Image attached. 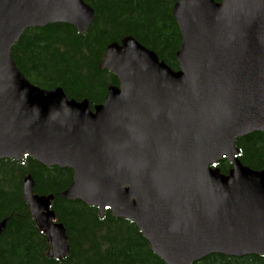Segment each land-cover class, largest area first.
I'll list each match as a JSON object with an SVG mask.
<instances>
[{"label":"water","instance_id":"obj_1","mask_svg":"<svg viewBox=\"0 0 264 264\" xmlns=\"http://www.w3.org/2000/svg\"><path fill=\"white\" fill-rule=\"evenodd\" d=\"M182 43L175 71L132 36L110 44L114 73L103 104L34 85L12 51L28 29L64 24L86 34L84 0H0V161L27 155L71 169L61 194L136 224L166 264L211 255L264 257V170L244 166L236 141L264 133V0H177ZM227 158L225 175L215 164ZM23 196L48 238V256L70 254L55 196ZM7 221L0 222V235Z\"/></svg>","mask_w":264,"mask_h":264},{"label":"trees","instance_id":"obj_2","mask_svg":"<svg viewBox=\"0 0 264 264\" xmlns=\"http://www.w3.org/2000/svg\"><path fill=\"white\" fill-rule=\"evenodd\" d=\"M95 10L86 34L70 25L55 24L25 31L12 55L19 70L46 90L62 88L70 99L103 104L114 73L101 70L107 47L132 36L178 71L177 52L182 36L173 15L177 0H84ZM220 2L221 0H216ZM244 166L264 170V133L236 141ZM213 167L225 175L233 168L224 158ZM32 176L35 193L54 195L52 209L68 234L70 254L62 261L48 256V238L32 218L23 196V183ZM71 169L46 167L31 156L0 161V264H166L157 257L136 224L116 218L107 208L69 201L61 194L73 182ZM195 264H264L262 256L242 258L214 254Z\"/></svg>","mask_w":264,"mask_h":264}]
</instances>
